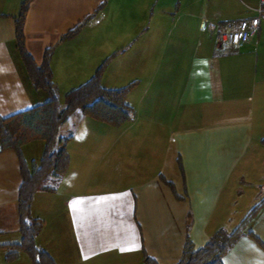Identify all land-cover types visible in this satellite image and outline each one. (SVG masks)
Masks as SVG:
<instances>
[{
  "label": "crops",
  "instance_id": "0c3cea01",
  "mask_svg": "<svg viewBox=\"0 0 264 264\" xmlns=\"http://www.w3.org/2000/svg\"><path fill=\"white\" fill-rule=\"evenodd\" d=\"M23 1L0 0L1 115L47 99L15 44ZM197 1L28 0L24 45L38 65L51 50L60 106L105 59L104 87L135 81L128 121L114 126L75 110L58 128L54 148L70 136L68 168L30 207L41 221L35 244L56 264H143L145 255L175 264L186 241L198 249L219 228L231 231L264 197V16L248 41L224 49L219 25L255 16L258 0H235L223 19ZM208 28H217L214 40ZM43 148L35 139L21 150L37 162ZM20 181L16 153L0 150V264H32L22 250L6 258L21 237ZM249 233L264 243V202L224 264H264Z\"/></svg>",
  "mask_w": 264,
  "mask_h": 264
},
{
  "label": "trees",
  "instance_id": "16d2710c",
  "mask_svg": "<svg viewBox=\"0 0 264 264\" xmlns=\"http://www.w3.org/2000/svg\"><path fill=\"white\" fill-rule=\"evenodd\" d=\"M27 4L28 0L23 1L15 19V44L32 85L45 90L47 99L20 111L0 114V150L12 149L16 153L21 176L17 195L21 237L18 242L7 245L9 250L6 258L12 259L22 250L28 254L32 264H56L48 252L35 244L41 221L31 216L30 207L35 191L53 189L47 181L58 179L68 168L66 141L70 136L60 139V145L54 148L58 128L75 110L114 126L128 121L133 108L126 102V96L135 81L120 87H104L101 84V73L106 65L105 59L84 83L64 94L63 106H60L49 65L51 50L45 51L43 60L38 65L24 45L23 19ZM77 29L78 27L68 32L65 37L73 35ZM35 139L44 142L43 152L37 162H27L22 154V145ZM263 202L264 197L248 211L234 229L227 231L219 228L198 249H193L191 242L186 241L182 255L175 264H224L222 255L243 232ZM249 234L255 237L252 233ZM258 242L264 249V243L260 240ZM143 264L157 263L145 255Z\"/></svg>",
  "mask_w": 264,
  "mask_h": 264
},
{
  "label": "built area",
  "instance_id": "2783aa9c",
  "mask_svg": "<svg viewBox=\"0 0 264 264\" xmlns=\"http://www.w3.org/2000/svg\"><path fill=\"white\" fill-rule=\"evenodd\" d=\"M259 5L255 16L240 20H226L219 25L217 42L220 47L226 49L248 41L264 16V0H258ZM204 27V22L202 24Z\"/></svg>",
  "mask_w": 264,
  "mask_h": 264
},
{
  "label": "rangeland",
  "instance_id": "374dc122",
  "mask_svg": "<svg viewBox=\"0 0 264 264\" xmlns=\"http://www.w3.org/2000/svg\"><path fill=\"white\" fill-rule=\"evenodd\" d=\"M234 2H235V0H203V1L201 0V1L195 2L194 6L199 8L200 11L202 10V8L205 7L207 10L206 15L208 17H217V18L223 19L225 16L227 17V15L232 14V7L234 8V6L236 5V3H234ZM237 6H238V4H237ZM240 6H242V8H244L245 10L248 9L247 7H245L244 4H242ZM240 6H238V7H240ZM216 30H217V28H216ZM260 30H261V34H262L261 39H262V42H264V18L261 20ZM215 31L210 33L209 28H208L207 32L205 34H206V36H210L212 34V38L214 40ZM51 180H53V179H51Z\"/></svg>",
  "mask_w": 264,
  "mask_h": 264
}]
</instances>
